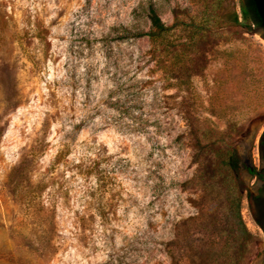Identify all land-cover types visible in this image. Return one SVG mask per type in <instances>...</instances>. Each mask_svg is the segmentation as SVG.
Returning <instances> with one entry per match:
<instances>
[{"label":"rangeland","instance_id":"1","mask_svg":"<svg viewBox=\"0 0 264 264\" xmlns=\"http://www.w3.org/2000/svg\"><path fill=\"white\" fill-rule=\"evenodd\" d=\"M240 2L0 0V264H264L225 163L256 191L264 32Z\"/></svg>","mask_w":264,"mask_h":264},{"label":"trees","instance_id":"2","mask_svg":"<svg viewBox=\"0 0 264 264\" xmlns=\"http://www.w3.org/2000/svg\"><path fill=\"white\" fill-rule=\"evenodd\" d=\"M240 11L242 20H240L239 13L234 10L232 12V21L243 27L249 28L251 24L261 26V18L257 11L254 0H241ZM150 20H151V30L147 33H142L150 37L151 41L155 42L158 38L166 36L172 29V26H167L160 15L157 13L154 7L150 9ZM132 124L140 123L133 122ZM225 163L229 165L230 172L235 176L234 189L237 190V206L238 211H240L241 199L243 192L248 194L247 188L243 187L239 179L238 174V157L236 156V151L233 149L232 153L229 155Z\"/></svg>","mask_w":264,"mask_h":264},{"label":"flooded vegetation","instance_id":"3","mask_svg":"<svg viewBox=\"0 0 264 264\" xmlns=\"http://www.w3.org/2000/svg\"><path fill=\"white\" fill-rule=\"evenodd\" d=\"M256 156L258 158L256 159ZM244 169L251 175V184L256 187L254 192L251 187L247 188L248 203L253 218L264 228V133L261 136L258 152L249 156L240 157Z\"/></svg>","mask_w":264,"mask_h":264},{"label":"water","instance_id":"4","mask_svg":"<svg viewBox=\"0 0 264 264\" xmlns=\"http://www.w3.org/2000/svg\"><path fill=\"white\" fill-rule=\"evenodd\" d=\"M257 11L261 18V30L264 32V0H254Z\"/></svg>","mask_w":264,"mask_h":264}]
</instances>
